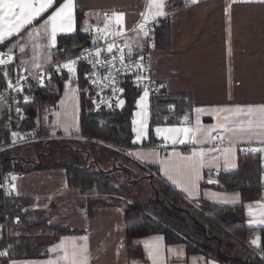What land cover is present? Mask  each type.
Segmentation results:
<instances>
[{"label": "crops", "instance_id": "0c3cea01", "mask_svg": "<svg viewBox=\"0 0 264 264\" xmlns=\"http://www.w3.org/2000/svg\"><path fill=\"white\" fill-rule=\"evenodd\" d=\"M74 3V30L71 33L77 29L78 9L85 12L81 32L86 21L105 22V14L111 17L113 12L125 14L124 27L130 30L141 13L146 11L147 6V0H74ZM167 3L168 0H165V17L170 25L169 44H157L152 51V75L167 94L190 97L191 106L179 115L175 123L152 125L150 95L138 105L143 91L136 100L132 121L139 120L134 113L143 108L147 112L145 132L140 135L134 131L132 123V145L126 149L119 148L116 152H119L120 157H128L129 161L143 172L140 181L145 180L151 184L154 180L151 173H155V179L168 187L167 196L171 199L174 197L176 209L193 211L201 209L199 200L225 206L240 204V192L220 189L216 176L237 167L241 149H253L258 152L261 159L262 190L259 198L243 202V209L246 227L250 229L245 244L251 252L261 257V229L264 225L250 226L249 206L256 209L254 202L264 201V150L256 151L264 149V115L254 112L248 116L244 113L225 121L223 116L227 113L220 110L238 107L245 110L249 107L254 110L264 108V0H178V7L182 3L184 5L170 11L166 10ZM165 17L159 18L162 20ZM36 21L2 44L6 51L17 43L25 45L23 52L19 47L12 49L21 71L35 69V63L40 66L49 63L56 48L47 47L49 38L44 30H41L39 35L34 33L32 37H28L27 32L38 28L43 22L42 19ZM111 26V31L117 29L114 23ZM60 35L66 34H59L57 38ZM130 40L140 46L143 35L134 31ZM37 44L39 48L34 47ZM5 67L7 66H3ZM196 109L202 111L197 113ZM78 112L80 114V106ZM221 124L224 127L218 126ZM172 127H199L201 131L195 133L197 142H193L191 133L185 136L181 132L175 143L171 140L165 141L156 132L157 128ZM61 130L55 128L50 131ZM216 134L220 135L218 146L214 145ZM180 140L185 142L180 143ZM77 141L114 149L111 145L97 141ZM66 145L68 147L64 148L72 153L74 150H80L79 154L87 152L82 147ZM194 149L197 153L203 152L202 157H195V171L190 166L191 162L184 159L191 156ZM88 160L87 155L86 161ZM121 165L127 166L126 163ZM148 167L154 170L150 172ZM130 171L133 172L131 169ZM10 178L12 185H15V190L10 186L11 193L33 198V203L25 210L42 211L50 218L48 227L35 233L36 241L46 245V255L38 258L10 259L8 264H47L49 260L55 261L63 255V251L57 248L58 245L63 242L71 252L73 238H76L77 245H83L85 241L78 238L84 236L88 238L86 243L89 249V264H221L201 253H188L183 243L168 244L159 234L136 239L135 242L142 247V257L129 258L124 222V210L127 207L113 203L94 206L91 212H88L89 203H86L85 206L80 204L79 209L71 208L80 197L81 191L68 186L64 169L12 172ZM170 191L175 195H171ZM55 227L67 228L76 234L58 236L54 233ZM257 237L260 239L259 246L251 243ZM148 245L158 249V253L154 252V258L149 256ZM60 264L64 262L61 261Z\"/></svg>", "mask_w": 264, "mask_h": 264}, {"label": "trees", "instance_id": "16d2710c", "mask_svg": "<svg viewBox=\"0 0 264 264\" xmlns=\"http://www.w3.org/2000/svg\"><path fill=\"white\" fill-rule=\"evenodd\" d=\"M177 1L168 0L166 10L170 11L178 7ZM59 2H62V0H59ZM183 5L184 3L180 7ZM55 6H58V3ZM52 10L54 8L49 10L48 14ZM84 13V10H76L77 29L74 33L60 35L57 38V46L53 52V57L72 56L90 41L92 37L80 30ZM44 18H46V15ZM154 33L158 46L169 44L170 25L167 17L161 20L160 26L156 28ZM0 50H5L2 45H0ZM5 71L8 73L7 76H4ZM82 72L83 68L79 67V71H77L74 78H71L70 74L67 73L54 74V85L51 89L36 88L33 81H30V88L26 89L21 95L27 117L19 120L5 106L0 105V134L11 136L12 131L21 132L25 129H34L38 134H46L48 130L41 123V116L45 108L57 105L66 82L70 79L69 86L74 87L77 85L80 88L85 82ZM14 73V66L0 68V86L2 87L5 79L13 76ZM141 93V89L127 84L124 91L125 104L121 109L96 113H86L80 110L79 132L88 139L87 142H92L90 139H98L120 149L129 148L132 145L133 137L132 115L136 100ZM26 96L28 97L27 101H25ZM190 106V97L169 95L160 86L159 94L151 98V124L175 123L178 121L179 115L187 111ZM44 143L47 144L48 142L44 141ZM11 152L10 149L0 153V177L2 174L8 175L12 172L64 169L67 184L71 188L79 189L81 192L95 188L110 196L126 197V190L123 186H114L116 177L112 176V170H92L86 162V155L79 154L80 150H74L67 162H54L47 166L39 165L40 161L34 162L24 159V157L20 158ZM87 153L85 152V154ZM117 155H119V152H117ZM81 156H83V159H81ZM124 167H122L123 170ZM148 169L154 170L151 167H148ZM260 175L261 159L259 153L241 152L237 167L234 170L221 172L216 176L220 189L238 190L240 192L242 201L240 204L225 206L199 200L202 204L201 209H194V211L176 209L177 206L173 202L169 203L170 208L163 206L172 211L170 212L174 215L173 220L177 219L176 221L185 224L184 230L175 229L168 223L156 219L141 206L127 207L124 210V222L128 257H142V247L135 242L136 239L159 234L164 237L165 242L168 244L183 243L188 253H201L221 264H264V228L261 229L262 256L259 257L253 251L251 252L249 246L245 244L250 229L246 227V217L243 209V202L260 197L262 190ZM152 186L155 193L167 196L168 187L166 188L160 181L153 180ZM170 193L175 195L171 191ZM167 197L171 200V197ZM32 203L33 198L31 197L16 196L13 193L4 196L0 190V227L15 226L19 228L22 222L25 223V230L21 228L23 230L21 233L17 236L10 235L8 240L4 236L3 229L0 236V250L4 248L6 241H8L11 251L9 258L0 255V264H8L10 259L38 258L46 255V245L36 241L35 233L41 228L48 227L49 218L46 216L42 220L40 217L46 215L42 211L25 210ZM110 204L97 200L89 202L88 212H91L94 206ZM54 233L58 236L76 234L73 230L61 227H55Z\"/></svg>", "mask_w": 264, "mask_h": 264}, {"label": "snow or ice", "instance_id": "6c2138e0", "mask_svg": "<svg viewBox=\"0 0 264 264\" xmlns=\"http://www.w3.org/2000/svg\"><path fill=\"white\" fill-rule=\"evenodd\" d=\"M192 2H195V0H192ZM58 3V6H55ZM50 14L49 10L53 9ZM74 9H75V3L74 0H62V2H59V0H0V45H2L5 41L9 40L10 38L20 34L22 30H25L26 28L33 25V23L37 19H42L43 22L39 25L38 28L33 29L32 31H28L27 35L28 37H32L35 33L36 35H39V32L41 30H44L45 33L48 35L49 41L47 44V47L52 48L56 47L57 43V36L59 34H69L73 32L74 30ZM46 15V19H44V16ZM167 15L165 11V0H147V6L146 11L141 13L143 22L140 23L133 31H136L137 34H142L144 37H147L149 35V30L147 29V25L149 22L155 21L159 17H165ZM124 13H116L113 12L111 17H108L107 14H105V27L104 28H97L95 29L98 33V38H103L105 41H107V38L109 36L115 37L123 35L126 32V29L124 27ZM114 23L117 26L116 31H109L110 25ZM96 39V38H94ZM19 47V50L23 52L25 50V45L17 43L16 45H13L11 48H9L8 53L0 52V67L6 66L10 63H12L15 59L14 55L12 54V49ZM35 48H39L40 46L34 45ZM117 48V45L113 43H107L106 49L96 48L95 52H89V53H82L80 57H76L75 59L67 60L63 65L57 66V71H63L67 70L68 73H74L76 71V64L77 62L84 58L85 55L93 57V59L90 61L92 63L93 68H96L97 66L105 67L107 66L110 70L114 69V65L116 62V56H113L111 60H101L100 56L102 52L106 51L109 54L113 52V49ZM125 48H127L128 55L125 56L124 49H118L119 51V60L122 65H124V68L128 71H132L133 67L140 70L141 73L144 71V65H143V57H139L135 61H133V48L132 45L129 44L127 41H125ZM51 57H49L50 59ZM38 59V55L36 57ZM34 67L39 69L40 64L35 63ZM27 71V69H25ZM119 69H115V73L119 74ZM7 71L4 72V76H7ZM93 76L97 75V73L93 72ZM51 77L49 76V79ZM25 77L21 76L19 77V80H24ZM43 74L40 73V80L41 83H43ZM144 79H147V77H144L143 75L137 76L136 81L137 83L142 82ZM104 81H108L107 84H105V87H112V91L115 94L117 91L123 92V89H117L114 87L116 81L115 76L111 73L109 76L102 77L100 81L93 80L92 82L95 83H104ZM8 87L11 89L13 88V84L11 80H8ZM71 83V79L66 82V87H68ZM163 87V86H161ZM16 91H23L22 87L15 88ZM75 91V90H73ZM149 96V90L147 87H145V91L143 95L140 97L138 101V105L146 101ZM3 97L0 96V99ZM28 100V97H25V101ZM124 101L120 100L119 105H123ZM197 113L201 112V109H196ZM221 112L227 113L223 116V119L225 121H228L231 118L239 117L241 114L246 113L248 116H251L256 112L257 114L264 115V108L259 110H254L253 108L249 107L248 109L243 108H236V109H221ZM134 116H138L139 120L133 119V130L138 132L140 135H143L146 129V118H147V112L144 111L142 108L140 112L134 113ZM187 119V118H185ZM139 125V127H136ZM219 127H224L223 124L218 125ZM201 131L199 127L196 129L191 128H157L156 132L158 135L162 136L165 141L171 140L173 143L176 142L178 138V134L183 132L185 136H188L190 133L193 137V142H197L195 138V133ZM211 135L209 130V136ZM13 136H16V133H13ZM180 143H184V140H180ZM264 149H256V151H262ZM176 155H179V153H176ZM197 155L203 156V152L197 153V151L194 149L191 156L185 157L184 159L190 161V166L193 169V171L196 170L197 163L195 160V157ZM15 179V177H13ZM12 190H15V185H12ZM257 205L256 209H253L251 206H249V216L251 219L249 220V224L251 225H264V201H255L254 202ZM80 240L85 241V244L83 245H77L75 240L76 238H73V242L71 244V252H69L68 248L64 245L62 242L60 245L57 246L58 249L63 251V255L58 257L55 261L49 260L47 264H60L61 261L64 262V264H89V249L87 247V237H80L78 238ZM252 244L259 246L260 239L257 237L256 239H253L251 241ZM149 248V256L150 258H154V252L158 253V249H154L152 245H148ZM55 250V249H54ZM3 254V253H0Z\"/></svg>", "mask_w": 264, "mask_h": 264}, {"label": "built area", "instance_id": "2783aa9c", "mask_svg": "<svg viewBox=\"0 0 264 264\" xmlns=\"http://www.w3.org/2000/svg\"><path fill=\"white\" fill-rule=\"evenodd\" d=\"M142 16L139 17L137 22H135L130 30H126V32L123 35L120 36H109L107 38V41L105 39L101 40H95L90 39V41L81 47L79 51L69 57L59 58V57H52L49 63L40 66L39 69L35 68L33 70H27V71H21L18 69L17 64V56L14 52L12 54L14 55L15 59L12 63L6 65V66H14L15 67V73L11 77H7L5 79L4 85L0 86V96L3 98L0 99V104H4V106L7 108L8 111L13 113V115L18 118L19 120H23L27 117L26 109L23 106V101L21 99V95L23 92L30 88V81H33V85L36 88H47L51 89L53 87L54 83V74H70L67 72V70L63 71H57L58 65H63L67 60L75 59L76 57H80L82 53H89V52H95L96 48L106 49L107 43H115L117 45V48L113 49V52L109 54L108 52L104 51L102 52L100 59L103 60H111L113 56H116V62L114 65V69L110 70L107 66L100 67L97 66L96 68H93L92 63L90 62L93 57L85 55L84 58L80 59L76 64V71L74 73H71V78H74L76 76L77 71H79V67L83 68V79H85V82L83 85L79 88L77 85H75V89L79 96V106L80 110L86 112V113H96V112H102V111H109L114 109H121V105H119V101L123 100L125 102L124 97V91L125 86L132 85L135 88L141 89L145 91V87L149 90V95L152 98L153 96H156L160 92V84L157 83L152 75V51L157 47V42L155 40V30L160 26L161 18H157L155 21L149 22L147 25V29L149 30V35L147 37L143 36V42L140 46H137L133 43V61L138 59L139 57H143V65H144V71L143 73L140 72L139 69L133 67L132 71H128L124 68V65L120 63L119 60V51L118 49L123 48L125 52V56L127 57L128 51L127 48H125V41H127L129 44L132 43L129 39L130 35L133 34V29H135L140 23H142ZM117 30V29H116ZM115 30V31H116ZM0 52L8 53L6 50H0ZM2 68V67H0ZM115 69H119V74L115 73ZM111 73L115 76V85L114 87L117 89H123V92L117 91L115 94L112 91V87H105V84L108 83V81H104V83H93V80L100 81L102 77L109 76ZM95 72L97 75L93 76L92 73ZM40 73L43 74V83H41L40 80ZM143 75L144 77H147V79H144L142 82L137 83L136 77ZM25 77L24 80H19V77ZM49 76L51 77L49 79ZM8 80H11L13 84V88L8 87ZM22 87L23 91H16L15 88ZM17 137L13 136H6L4 134H0V153L10 150L14 147L20 146L22 144L26 143H34L38 140H44L46 139L43 137L42 134H38L36 130L34 129H25L21 132H17ZM46 136V135H44ZM54 140H64L65 137H67L68 140H79L80 137H72L67 134H57L56 136H53ZM214 145L218 146L220 145V135L216 134L214 136ZM241 152H254L253 149H241ZM12 185L10 174L5 175L2 174L0 177V190L3 192V195H10V186ZM4 229V236L6 240H8L9 232L6 227ZM0 254L4 257L9 258L10 254V245L9 242L6 241V245L4 248L0 250ZM257 256L259 254H256Z\"/></svg>", "mask_w": 264, "mask_h": 264}, {"label": "rangeland", "instance_id": "374dc122", "mask_svg": "<svg viewBox=\"0 0 264 264\" xmlns=\"http://www.w3.org/2000/svg\"><path fill=\"white\" fill-rule=\"evenodd\" d=\"M92 21H86L83 26V33L89 34L91 37L100 40L98 38V33L95 29L97 28H104L105 22H97L91 23ZM111 25L109 27V31H111ZM133 37V34L130 35L129 39ZM133 45V43H130ZM133 48V46H132ZM13 52V51H12ZM75 90V91H73ZM143 92V90H142ZM151 98V97H150ZM79 96L78 93L73 86H68L64 88L63 94L57 103L56 106H47L43 115L41 116V123L43 124L44 128L47 129L46 134H42L43 137L46 139L38 140L34 143H26L20 146L14 147L11 149V153L24 159H28L34 162H39L41 166H47L54 162H67V159H70L72 156V152L67 150L64 147H68L66 144H72L74 147H82L87 150V155L89 156V160L86 161L89 168L92 170H112V176L116 177V183L114 186H123L126 190L125 196L126 197H119V196H110L103 192L98 191L97 189L93 188L91 190L79 192L80 197L78 198L77 202L71 207L73 209H79V205L85 206L86 203L93 202V201H102L111 204H117L124 208L128 206L138 205L143 207L150 215L168 223L170 226L174 227L175 229H182L184 230V225L180 221L173 220V214L170 209L164 208L163 206H168L170 208L169 203L174 201V197L170 200L167 196L163 194L155 193L153 186L151 187L152 183L149 184L145 180L140 181V177L143 172L139 170L134 163L130 162L128 157L125 155L121 156L117 155L116 150L119 148L111 145L114 149H110L108 147H102L95 144L90 143H82L78 142L76 139L68 140L65 137L64 140H54L53 136L57 134H67L72 137H80L85 142H87V138L82 136L79 132ZM57 129H62L61 131H50ZM65 130V131H64ZM63 132V133H62ZM65 132V133H64ZM16 131L11 132V136ZM46 135V136H44ZM18 134L16 133L17 137ZM92 142L97 141L100 143H104L99 141L98 139H90ZM44 141L48 143L45 144ZM64 144V145H63ZM106 144V143H104ZM61 145V146H60ZM110 145V144H107ZM85 156V154H82ZM83 156H81L83 159ZM119 163V164H118ZM121 163H126V167L124 170L122 169ZM119 166V167H118ZM133 170L130 171V169ZM126 168V169H125ZM152 172L151 170H149ZM131 172V173H130ZM155 173H151V177L154 180L156 177ZM145 179V178H144ZM152 180V179H151ZM152 182V181H151ZM155 195V196H154ZM155 202H154V200ZM162 205V206H161ZM81 206V207H82ZM171 211V212H170ZM47 215L41 216L40 218L43 220L44 217ZM50 218V216H48ZM25 230V223L22 222L20 227H7V230L10 235L17 236L23 230ZM3 233V227H0V236ZM11 251V250H10Z\"/></svg>", "mask_w": 264, "mask_h": 264}]
</instances>
